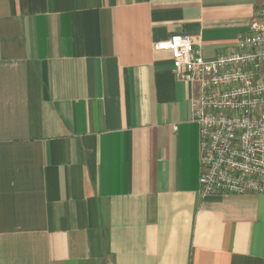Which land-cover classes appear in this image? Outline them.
I'll list each match as a JSON object with an SVG mask.
<instances>
[{"label": "crops", "instance_id": "0c3cea01", "mask_svg": "<svg viewBox=\"0 0 264 264\" xmlns=\"http://www.w3.org/2000/svg\"><path fill=\"white\" fill-rule=\"evenodd\" d=\"M264 0H0V264H264V194L200 193L198 84L155 44L233 50Z\"/></svg>", "mask_w": 264, "mask_h": 264}, {"label": "built area", "instance_id": "2783aa9c", "mask_svg": "<svg viewBox=\"0 0 264 264\" xmlns=\"http://www.w3.org/2000/svg\"><path fill=\"white\" fill-rule=\"evenodd\" d=\"M168 50L179 80L200 86L192 120L200 127V193L264 194V1L233 50L207 59L187 34L155 44Z\"/></svg>", "mask_w": 264, "mask_h": 264}]
</instances>
